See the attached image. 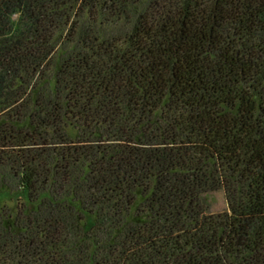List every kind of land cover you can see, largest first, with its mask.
Returning a JSON list of instances; mask_svg holds the SVG:
<instances>
[{"label":"trees","instance_id":"1","mask_svg":"<svg viewBox=\"0 0 264 264\" xmlns=\"http://www.w3.org/2000/svg\"><path fill=\"white\" fill-rule=\"evenodd\" d=\"M0 264H264V0H0Z\"/></svg>","mask_w":264,"mask_h":264},{"label":"rangeland","instance_id":"2","mask_svg":"<svg viewBox=\"0 0 264 264\" xmlns=\"http://www.w3.org/2000/svg\"><path fill=\"white\" fill-rule=\"evenodd\" d=\"M208 208L212 213H220L227 208V204L222 192H216L209 195Z\"/></svg>","mask_w":264,"mask_h":264}]
</instances>
